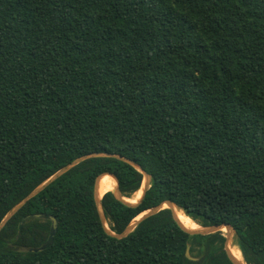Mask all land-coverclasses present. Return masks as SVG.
<instances>
[{"label": "trees", "instance_id": "obj_1", "mask_svg": "<svg viewBox=\"0 0 264 264\" xmlns=\"http://www.w3.org/2000/svg\"><path fill=\"white\" fill-rule=\"evenodd\" d=\"M97 153L142 170L76 164L5 224L0 264H233L231 231L190 235L169 208L108 232L165 201L194 229L231 225V255L264 264V0H0V222ZM143 172L137 204L105 188L112 174L130 198ZM37 213L57 232L33 252L52 224L20 231Z\"/></svg>", "mask_w": 264, "mask_h": 264}, {"label": "water", "instance_id": "obj_2", "mask_svg": "<svg viewBox=\"0 0 264 264\" xmlns=\"http://www.w3.org/2000/svg\"><path fill=\"white\" fill-rule=\"evenodd\" d=\"M98 155H108V156H112V157H116L118 159H121V160H124L126 162H129L131 164H133L134 166H136V168H138L139 170H142L141 167L136 164L135 162L131 161L130 159L128 158H125L123 156H120V155H115V154H107V153H103V154H88V155H84L82 157H79L77 159H75L72 163L66 165L65 167H63L62 169H60L59 171H57L55 174H53L50 178H48L46 181H44L42 184H40L36 189H34L28 196H26L20 203H18L16 206H14L9 212L8 214L5 216V218L0 222V231L2 230V228L5 226V224L12 218V216H14V214H16L18 212V210L24 206V204L29 200L31 199L32 197L36 196L39 192H41L44 188H46L50 183H52L54 180H56L59 176H61L63 173H65L66 171H68L70 168H72L73 166H75L76 164L80 163L81 161L85 160L86 158H89V157H93V156H98ZM144 173V180L143 182H145V188H144V192L142 194V197L139 199V201L142 200V198L144 197L148 187L150 186L149 185V180H150V175L146 172H143ZM105 175V174H103ZM112 177L115 178L116 182H117V186H116V190H115V195L116 197L121 200L122 202L126 203V204H137L138 202H129L125 199V197L122 196L121 194V191L118 187V181L116 179L115 176H113L112 174H108ZM102 175H100L97 180H96V184H95V192H94V196H95V201H96V205H97V208H98V211H99V215L101 217L102 220H104V214H103V210H102V206H101V202H100V199L99 198V195H98V180L99 178L101 177ZM146 180V181H145ZM174 206H176L174 203H172L171 201H165L163 202L162 204L160 205H157L147 211H145L144 213H142L141 215V218H139L138 220H135L129 224L126 229L120 233V234H113L111 233L110 231H108L110 234L114 235L115 237L117 238H123L124 236H126L129 232L133 231L134 228L143 220L147 219L148 217L158 213L160 210L164 209V208H169L173 211L174 213V217L176 218L177 222L179 223V225L182 227V229H184L188 234L190 235H210V234H214L216 233L217 231H219V229L221 227H227L230 231H233V228L231 227V225L229 224H221V225H212V226H207V227H200L199 229H196V230H189V229H186L182 223L178 220V218L176 217L175 215V212H174ZM29 218H47V219H50L52 224H51V229H50V233L48 235V238L45 242L44 245L38 247V248H31L29 249L30 251H33V252H39V251H43L44 249L48 248L50 246V244L52 243L53 239H54V236L57 232V220L54 216L50 215V214H45V213H37V214H32V215H28L26 216L22 222L20 223V231L22 230V227L23 225L26 223V221L29 219ZM230 241V235L227 234L226 236V245H225V250L226 252L228 253L229 255V258L231 259V261L233 262V264H240L230 253V248H229V243ZM189 249H190V246L187 247V250H186V256L193 260L194 258L190 255V252H189Z\"/></svg>", "mask_w": 264, "mask_h": 264}, {"label": "bare ground", "instance_id": "obj_3", "mask_svg": "<svg viewBox=\"0 0 264 264\" xmlns=\"http://www.w3.org/2000/svg\"><path fill=\"white\" fill-rule=\"evenodd\" d=\"M150 182H151V177H150L149 183H150ZM143 183H144L143 186H145V182H143ZM108 184H109V183H108ZM109 186H110V188L105 187V186H104V187L106 188L107 191H114V192H115V189H114L110 184H109ZM142 190H144V189H142ZM143 192H144V191H141L140 193L136 194L137 197H135V198L132 197L130 200H127V201L130 202V201L136 200L137 198H139V197L143 194ZM102 194H105V192H98L99 198L101 197ZM125 199H128V198L125 197ZM174 210L180 212L181 215L183 216V218L187 221V219H186V217H185V215H184L185 213H184L181 209H179L178 207L174 206ZM140 216H141V215H139L135 220H138ZM187 222H188V221H187ZM188 223H189V222H188ZM189 225H190V223H189ZM190 226H191V225H190ZM200 226H201V225L197 222V223H196V228L194 229L192 226H191V228H192V230H196V229H198ZM220 229L230 231L227 227H221ZM217 232H218V231H217ZM222 232H224V233H226V234H229V235H231V236H234V234L231 233V232H233V231H231V232H225V231H222ZM233 249L235 250V252H236V254H237V257H238V259H239L240 264H246L245 261H244L243 255H242V251H241L240 249H238V248H233Z\"/></svg>", "mask_w": 264, "mask_h": 264}, {"label": "rangeland", "instance_id": "obj_4", "mask_svg": "<svg viewBox=\"0 0 264 264\" xmlns=\"http://www.w3.org/2000/svg\"><path fill=\"white\" fill-rule=\"evenodd\" d=\"M146 181V180H145ZM143 185H144V183L142 184V188H140L136 193H134L130 198H128V199H126V200H130L132 197H137V195L136 194H138V193H140L141 191H144V190H142V189H144L145 188V186L143 187ZM150 185V184H149ZM101 198V197H100ZM105 225H107V223L105 222ZM200 227H202V226H200ZM199 227V228H200ZM198 228V229H199ZM225 236H227V234L225 233ZM229 243L231 244V239H230V241H229Z\"/></svg>", "mask_w": 264, "mask_h": 264}]
</instances>
